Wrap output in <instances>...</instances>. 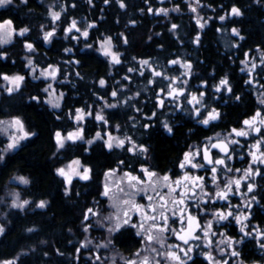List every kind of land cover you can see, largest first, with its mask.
Instances as JSON below:
<instances>
[{"label":"trees","instance_id":"trees-1","mask_svg":"<svg viewBox=\"0 0 264 264\" xmlns=\"http://www.w3.org/2000/svg\"><path fill=\"white\" fill-rule=\"evenodd\" d=\"M182 1L171 0L185 9ZM50 2H54L53 6L60 12L59 21L62 24L70 17H84L94 23L89 30L87 42L112 37L122 61L114 70H121L130 80L121 94L123 103H118L117 107L106 114L110 122L122 125L126 131L132 129L129 121L135 104L132 101V92L151 89L147 86L149 71H145L140 77L127 71L128 68L134 67L136 60L166 61L174 53L183 55L185 52L195 59L202 60L200 65L203 70L212 65L217 70L222 66L227 70L229 61H237L246 50L255 46L264 48V0H199L202 3L201 13L210 7L214 15L219 16L236 6L241 9L242 15L231 17L223 23L216 19L211 20L201 32L198 46H193L192 50L187 44L180 46L178 40H187L188 46L192 44L191 37L197 32L194 23L190 16L185 14L182 19H165L158 15L155 10L163 5L164 0H147V3L145 0H124L125 8H120L116 0H109L108 4H105L104 0H91V3L89 0H26V3L13 0L12 4L0 9V21L9 19L17 29H30L24 36H15L9 45L0 49V52L6 53V57H0V74L16 72L25 76V81L18 91L0 96V118L20 117L26 129L33 133L16 150L6 154L0 163V197L11 176H24L29 181L26 186L20 188V192L24 198L32 201L31 204L22 211H7L6 221H3L5 232L0 235V261L20 254L16 264H75L74 254L77 248H80L77 255L82 260L81 264H84L83 260H88V256L83 258V255L88 253L89 258L93 257L90 249L84 250L85 248L80 247L86 233L81 229L82 213L95 202L103 203L100 197L101 174L112 166L118 157L127 153L125 149L109 150L101 141H95L89 147L83 143L66 144L62 150L56 151L54 132L69 127L66 112L77 107L87 108L90 104L93 106L96 95L109 96L114 87H111L108 80L109 69L106 60L93 49L81 48V44L74 45L61 30L55 33L49 44L44 43L41 25L52 21L47 9ZM149 7L153 9L152 13L147 11ZM132 20L135 24L129 23ZM170 21L180 26L176 30V38L169 30ZM222 28H236L244 37L243 40H238L233 51L222 50L219 39V31ZM121 33L127 38V44L123 42ZM25 40L34 45L33 61L37 64L42 61L45 64L60 62L59 66L63 68L64 61L71 58L79 61L75 66L79 75H69L66 82L57 84L58 91L63 93L60 109L57 111L48 107L41 98L39 101L30 99L32 96L41 97L43 83L42 80L30 79L26 74L22 58L25 53ZM65 49L70 51L66 52ZM114 72L116 77V71ZM101 78L108 80L105 86L98 85L97 81ZM85 122V136L91 137L97 124L91 118H87ZM186 128L187 122L183 125L177 124L173 127L171 135H165L159 128L149 130L145 142L147 153L151 157L150 162L155 168L164 169L174 165L179 151L185 147L188 139L201 133V130H195L188 134L185 133ZM72 157H78L82 163L89 166L91 178L83 182L75 180L70 186L69 195L66 196L63 179L56 174L55 168ZM40 200L47 201L45 208L32 206ZM29 228L33 231H27ZM87 233L86 236L92 237V241L103 238L102 231L90 229ZM112 241L115 247L119 245L127 248L133 238L129 231H124L122 234H114Z\"/></svg>","mask_w":264,"mask_h":264},{"label":"flooded vegetation","instance_id":"flooded-vegetation-1","mask_svg":"<svg viewBox=\"0 0 264 264\" xmlns=\"http://www.w3.org/2000/svg\"><path fill=\"white\" fill-rule=\"evenodd\" d=\"M201 32L199 34V39H201ZM220 33L221 30L219 31V35ZM177 35L178 34L174 35V37L176 38ZM195 36L196 35L194 34L191 37L192 46H188L187 40H185L184 42L178 40V42L180 46H182L183 44L186 46L187 44V47L192 50L193 46H198V42H196ZM220 45L222 47V50L224 51H233L237 47L236 44V46L232 47L231 49H226L222 42L220 43ZM260 51L262 53H259ZM245 53L248 54V58L251 59V61H246L247 63L245 62L242 64L241 60L245 57ZM175 57H177L179 60H184L182 61L184 63L188 62L191 64L190 72L187 75H184V77L186 78V84L184 86L180 84L181 80L183 79V75L182 73L178 72V70L182 72V69L178 68L177 63H169V61L175 60ZM262 57H264V48L255 46L249 50H246L242 57L240 59H237V61H229V68L227 70H225L223 66L220 70H217L213 65L210 68L203 70L202 66L200 65L203 61L200 59H195L193 56H189V53L185 54V52L183 55L174 53L166 61H149L152 67L156 70L163 71L164 65L167 66V76L173 75V77H176L177 80L175 81V83H173L172 80L167 81L166 83L165 78H163L161 82L150 84L149 80L151 79L152 75L149 71L150 75H148L147 86L151 87V89L135 90L132 92V101L135 103L129 118L132 129L127 132L129 133V136L131 135L130 137H132L133 142L136 145L143 144L146 147L147 144L145 141L148 138L147 136L149 130L156 128H159L165 135H171L173 131L169 133L166 129H164V122H167L169 126L172 127V129L177 124L183 125L187 122L188 128H186L185 133L189 134L195 130H201V133L190 137L186 142L185 147H183L179 151L174 165H169L164 169L155 168L150 162V155L148 153H141L139 149H137L135 153L127 151V153L118 157L113 162V165L107 169L118 167L123 174L125 172H132L133 175L140 176L143 180L148 181V177L144 176L140 171L141 165H143V167L157 173L161 178L160 185L156 188V191L162 195L168 193V188L163 186L162 181V177L165 174L169 175L173 180L182 177L184 172H188L190 175L203 176L205 178L204 183L206 185L205 191L209 193H215V191H217V185H219V188L222 189L224 187V184L227 183L229 179H238L243 176V170L248 168L249 166H251L253 169L259 168L262 172H264V164H260L259 162L253 163L252 156L250 155V153H255L257 156H259L261 152H264V140H261V133H256L251 130H249L248 136H235L234 134L232 135L231 139L237 140L239 141V143L230 145V155L232 156V158L230 160H226L225 166H216V184H213L212 182L213 173L211 172V165L205 164L204 168H191L190 165L186 166L185 169L179 168V164L183 159V154L195 148H200L202 150L205 145H208V141L206 139L207 137H212L213 142H215L217 139L222 140L231 131L232 128H246V126L243 124V121L252 117L257 110L264 113V104L260 103L261 100H264V65L261 64ZM253 62L257 65L255 70H251V64ZM120 64H117L116 66H114V68ZM107 65L108 69L110 70L108 63ZM75 66L76 63L73 62V68L75 70L74 73L76 77L77 73ZM114 68L112 74H108V80L110 81L111 87H114V85H112L111 83L112 79H114L115 77L114 71H116L117 80L124 76L121 70H114ZM241 69H244V71H241ZM135 76L140 77L142 75ZM156 77L158 78L159 76ZM224 77H227L229 81V85L232 88L231 93L223 88L220 92L215 91V85H218L219 81ZM103 79L108 81L106 78ZM99 80L97 81V83L99 82ZM245 81H251V83H245ZM169 84H172L173 87L185 88L184 95H181L175 99L168 96L167 91L170 90L168 87ZM161 89H164L165 91L162 92ZM112 91L113 90H111L109 93H111ZM199 92L205 93L202 102L207 106L208 110L216 108L220 112V118L214 121H210L208 125H204L199 122L206 115L205 109L201 108V113L203 115H201L200 117H196L193 111L195 105L188 103V98H190V95H198ZM118 93V103H123V97L121 96L123 90L121 89L120 91H118ZM137 93H139V95H136ZM98 96L99 95H96L95 98ZM236 96H239L240 99L237 100ZM159 100L164 101L162 107L158 106ZM89 108L94 109L89 106L84 109ZM114 108L115 107L107 109L106 112ZM137 109H139V111H137ZM106 112V120L109 121ZM153 113H155L154 116L152 115ZM87 118L93 119L92 116ZM87 118H85V120ZM93 120L96 122L95 119ZM110 123L113 124L115 122ZM144 124H149L150 127L144 128ZM257 126L261 127L262 133H264V126H261L259 124H257ZM217 133L220 134L219 137H217ZM257 140H261V147L259 149L253 147V145L256 144ZM116 149L121 150L122 148ZM202 155L203 153H201V156L196 157L194 162L205 163L202 159ZM210 155L213 159H215L223 156L224 154L221 153L219 149L210 148ZM120 160H123L125 163L123 165L118 164V161ZM227 169H232V171H228ZM236 169H240L241 171L237 172L235 171ZM105 170H103L101 174L102 177ZM249 182H252L256 185V188L251 193L247 192L246 188V185ZM232 187L234 191L229 193L227 201L218 198L208 200L207 197H202V194L198 189L195 190V194H190V197L185 198L189 207H186L185 209L184 223L181 224L179 221H177V223L171 225L178 230L181 227H187V213L189 211L193 216L197 217L201 225H204L208 220H212L213 228L211 232L215 233V235H211V233L209 235V238L213 242L211 248L205 247L206 240L204 239H190L189 245H184L183 241L177 239L176 236L171 232L164 233L166 241L164 248H160V245L155 243L153 247H156L161 253H164L168 250L178 251V249L176 248L177 245H179L180 247L192 246L195 248V252L192 254L193 259L195 260V264H208V261L201 254L203 251H211L213 257L216 260H227L229 264H241V262L242 264H264V249H261L258 246L256 240L253 237H244L243 243L234 245L235 249L240 252L239 257H232L230 255L232 249L227 248L225 244H219V248H225V252L223 254L218 250V242L224 240L225 237H232L234 240H238L242 237L243 234L239 230L240 225L235 222L234 218L235 214L238 212H248L251 214L249 220L245 221V223L248 224V228L246 230L251 231V229L254 227L260 230H264V176L253 175L249 177L248 180H242L239 192L235 191L234 184ZM180 191L181 189H177V193H179ZM147 194L155 196V193L151 188L147 189ZM253 195H255L256 201H250V197ZM144 197L145 193L140 192L136 195L135 201L140 204L146 205L149 203V201ZM205 201H207V203H205ZM245 202H250L251 207H245ZM229 203L233 206L231 209L226 208ZM172 208L173 206L169 205L170 211L168 212V215L170 216V219H176L175 217H171ZM216 209L232 210L234 215L233 217H229V219L226 221H220L219 223H217L213 219V213ZM177 215L179 216V213H177ZM134 217L137 220L140 219L137 213L134 214ZM147 226L148 225L146 224L145 227ZM136 230L137 229L128 230L133 238V242H131L127 248H122L119 245L116 247L117 250L123 255L121 264H126L129 259L135 260L137 264H139V260L143 256H148L153 264L155 260H161V264H171V262H166L163 256H157L156 253L151 252L150 248L146 250V247H143V243H141L143 236L137 235ZM220 233H224L225 235L221 236ZM195 235L203 237V232L201 231V229L197 228L195 230ZM169 245L172 246L171 249H169ZM197 245L199 247H197ZM137 253H139V256L136 255ZM77 259L78 261L75 264H81V258L78 257ZM188 264H191V261H189Z\"/></svg>","mask_w":264,"mask_h":264},{"label":"snow or ice","instance_id":"snow-or-ice-1","mask_svg":"<svg viewBox=\"0 0 264 264\" xmlns=\"http://www.w3.org/2000/svg\"><path fill=\"white\" fill-rule=\"evenodd\" d=\"M13 0H0V6L10 5L12 4ZM22 3H26V0H21ZM116 2L119 4L120 8H125L126 4L124 0H116ZM196 4H199V0H195ZM89 3H91V0H89ZM105 4L109 3V0H104ZM145 3H147V0H145ZM191 10L193 12L196 11L195 7H192V5H189ZM178 10V8L174 9ZM143 11V9H141ZM149 13L153 12V9L149 7L147 9ZM157 13H163L165 15L168 14V9L166 8H159L155 10ZM50 15L52 17V21L55 22L60 19V12L52 11L50 12ZM228 15H234V16H240L242 15L241 9L232 6L230 13ZM226 16L222 15L219 17V20L224 21ZM131 24H135V21H129ZM197 25L200 28L204 27V24L207 23V21L201 22L200 19H197L196 21ZM94 24H88L87 27L83 30L77 27V22L75 20L71 21V24L69 27L65 28V33H71L73 29H75L77 32H79L85 39L88 38L89 32L88 28L93 27ZM7 27V30L5 31ZM43 25H41V28L43 29ZM172 29H176L178 26L176 24H172ZM30 29L28 27H24L19 30V35L24 36L26 33H28ZM219 31V29H218ZM232 33L235 36H238L241 40L244 39L243 36L240 35V32L233 28ZM16 32V29L12 27V21L11 20H5L3 23H0V44L6 43L7 38H11L13 33ZM55 35V28H53L51 31H45L43 33V40L45 42H48L50 38H52ZM121 37H123V33L120 34ZM73 39H79L78 37H72ZM151 39V37H149ZM123 42L125 44L128 43L127 38L123 37ZM196 42H199V35H197ZM25 48L28 51L34 50V45L32 43L27 42L25 40L24 44ZM86 47L92 48L93 46L90 44H87ZM101 51L105 56L110 57V60L114 64H120V54L113 51V45H112V37L108 36L105 37L103 40L100 41V48L98 49ZM65 51H70V49H65ZM248 54L245 53V56ZM0 57H6V53L0 52ZM135 59V57L133 58ZM76 63H79V61H76ZM140 63L142 65H149V61L147 59L141 60ZM170 64H176L178 63V60H171L169 61ZM241 63H245V61H241ZM261 64L264 65V57L261 58ZM26 67L31 66V71L35 72V66H33V60L31 58H27V64ZM184 67L191 69V64L188 62H185ZM257 67L256 63L251 64V70H255ZM59 69L57 67H54L53 65H48L46 69H43L40 72V76L52 79H55L57 76ZM129 72L134 71L133 68L128 69ZM241 71H244V69H241ZM143 74V73H141ZM79 75V73H77ZM153 75L155 76H162L163 74L158 71H153ZM184 75V74H182ZM0 78H2L5 81L9 82V86L6 88V91L11 94L13 91H18L21 88L22 83L25 81L24 75L14 74V75H7V74H0ZM39 78V77H34ZM125 79H129V77H125ZM175 83L177 80L176 77H170L168 78ZM152 80H149V83H152ZM106 83V81L102 78L99 80V84L103 86ZM186 83V81H184ZM206 83V82H204ZM245 83H251V81H245ZM169 91H167V95L170 97H173L174 99L184 95L185 88L183 87H173L172 84H169ZM226 89L229 93L232 92V88L229 85V81L227 77L222 78L219 81L218 85H215V91L220 92L221 90ZM51 90V92H50ZM44 93H49L50 95L54 93V89H52V85L49 84L44 89H42ZM161 91H165L164 89H161ZM110 95L112 97H117L118 93L116 90H113ZM136 95H139L137 93ZM205 96L204 92H199L198 95L191 94L190 98H188L189 104H194L195 107L193 109L194 114L196 117H200L203 115L201 113V108L205 109L206 115L202 120L199 122L208 125L210 121H214L220 118V112L216 108H212L211 110H208L207 106L202 102L203 97ZM63 97V93L59 94L60 99ZM31 100L39 101V96H32L30 97ZM236 99L239 100L240 97L236 96ZM52 105L54 108H59L60 104L58 102H53L51 100L47 101ZM164 101L159 100L158 106H163ZM261 104H264V100L260 101ZM105 106L108 108L116 107V104H109L105 102ZM139 111V109H137ZM87 115H91V112L86 113ZM84 111L82 109H76L75 118L78 121L83 120L84 118ZM153 116L155 113L152 114ZM264 113L257 110L252 117L249 119H245L243 121V124L246 126V128H232L231 131L224 137V139H217L215 142H213L212 137H207L208 145H205L203 149L195 148L191 151L185 152L183 154V159L181 160L179 164L180 169H185L186 166H191V168H204L205 164L211 165V172L213 173L212 176V182L213 184H216L217 181V165L225 166L226 160H230L232 156L230 155V145L238 144L239 141L231 139L232 135L235 136H248L249 130L254 131L256 133H261V140H264V133H262L261 127L257 126V124L264 126ZM59 119V117H57ZM95 119L97 121H102L104 124H107L108 121L105 119V117L97 113L95 115ZM150 119V118H149ZM7 124V127L4 129H0L3 131H7L8 128L14 129L12 133L9 134V142L7 143L6 147L0 151V161L5 159L4 153L8 152L9 150L15 149L21 140L26 139L27 137L33 135V133H30L25 130L24 123L19 117H12L10 121H0V125ZM118 127V126H117ZM144 128H149V124H144ZM164 129H166L169 133L173 131L172 127L169 126L167 122L163 123ZM107 139H104V137L101 135L100 132H96L95 137L93 139H100L104 141V146L109 149L113 150L114 148H125L126 143L131 144V147H127L126 151L135 153L137 149L141 153H147L148 149L143 145H136L130 137H125L124 139H120L119 137H113L111 133H107ZM217 137L220 136L219 133L216 134ZM56 137V145L58 149H62L65 146L66 140L75 141L78 139H83V129L78 128L76 131L68 132L66 136H62L61 132L57 131L55 133ZM261 140H257L256 144L253 145V147L259 149L261 147ZM88 144H92L93 140L90 139L87 141ZM219 149L221 153H223V156H220L218 158L213 159L210 155V148ZM205 163H195L194 160L196 157L201 156ZM252 156V162L256 163L259 162L260 164H264V152H261L259 156H257L255 153H250ZM125 162L123 160L118 161V164L123 165ZM72 164L80 166V161L75 160L72 161ZM82 167V171L73 169L71 174L69 171H66L65 168H57L56 174L63 178V183L65 185L64 187V194L67 196L69 195L73 181V176H78L80 180L88 181L91 173V169L86 166H80ZM69 169H71V165L68 166ZM228 171H232V169H227ZM116 169H109L107 172H105V176L109 177L112 174H114ZM141 173H143L144 176L148 177V181L143 180L140 176L133 175L132 172H125L123 174V178L120 183H123V179L126 178L129 181L128 188L131 189V191H125L123 187H118V191L124 196L127 197V199H121L119 203H117L113 196L110 195V188L107 184L104 186L103 192L100 193V195L109 197L110 200H113V206L117 209V211L109 216H104L102 219H99L96 221V223L102 227L106 228V231L109 233V237H112L113 234L120 233L122 234L124 231H128L130 229H138L136 232L137 235H142L143 239L141 243H144L146 245V250L150 248V251L153 253H156L157 256H163L166 262H171V264H188L189 261H191V264H195V260L193 259V253L195 252V248L192 246L188 247H180L179 245L176 246L178 251L168 250L164 253H161L159 249L156 247H151L153 243L159 244L160 248L165 247V237L164 233L171 232L173 235L176 236L177 239L183 241L184 245H189V240H206V248H211L212 240L209 238V235H215V233H212L211 230L213 228V222L212 220H208L205 222L204 225H201L199 220L196 216H193L192 213L189 211L187 213V227H181L179 230L175 227H172L171 225L177 223L179 221L181 224L184 223L185 220V209L186 207H189L186 202V197H190V194H195V190H199V192L202 194V197H207L208 200H213L215 198L221 199V200H228L229 193L233 192V184L235 185V191L239 192V189L241 187V181L242 180H248L249 177L253 175H259L264 176V172H262L259 168L253 169L251 166L244 169V175L241 176L238 179H229L227 183L224 184V187L221 189L219 188V185H217V191L215 193H209L205 191V183H204V177L198 176V175H190L188 172H184L182 177H179L175 180H173L169 175L165 174L162 177L163 186L168 188L167 194H160L156 191V188L160 185L161 178L158 176L157 173L150 171L148 168L143 167L141 165L140 169ZM235 171L239 172L240 169H236ZM155 178V179H154ZM17 180H19L23 184H28L29 181L23 176L16 177ZM151 188L152 191L155 193V196L148 195L147 189ZM247 192L251 193L256 188V185L252 182L247 183L246 185ZM177 189H181L179 193H177ZM145 193V197L149 203L144 205L140 204L135 201L134 197L140 193ZM14 199L12 200L11 207L13 208H19L23 209L26 205L29 204L28 200H20L18 194L12 193L11 194ZM78 195V193H77ZM158 197V200H157ZM250 201H256L255 195L250 197ZM207 203V201H205ZM158 205V206H157ZM169 205H172L173 208L171 209V217H175L176 219H170V216L168 215V212L170 211ZM38 208H45L47 206V201L40 200L38 204L36 205ZM245 207L250 208L251 203L245 202ZM233 206L229 203L226 208L231 209ZM239 207V206H237ZM131 213H137L140 217L139 220H137ZM179 213V216L177 215ZM99 212L94 211L93 208H87L85 212L82 213V226L83 230L87 232L91 227H93L91 222L92 216H98ZM234 213L232 210H220L216 209L213 213V219L219 223L220 221H226L229 219V217H233ZM250 213L248 212H238L235 214V222L240 225V232L243 234L242 237L238 240H234L232 237H225L224 240H221L218 242V250L220 253L225 252V248H219V244H225L227 248H231L232 251L230 252V255L232 257H239L240 252L237 251L234 247V245H238L243 243L244 237H253L258 246L261 249H264V230H260L258 228H252L251 231L246 230L248 228V224L245 223V221H248L250 218ZM159 221V222H158ZM151 222V223H149ZM148 225L145 227V225ZM199 228L203 232V237L199 235H195V230ZM27 231L31 232L33 229L29 228ZM71 231V229H69ZM5 232V229L2 225H0V234H3ZM221 236H224V233H220ZM92 242L90 240H86L81 243V248L87 247L88 244H91ZM112 243V239L109 238L107 240V243L104 245H96L97 248L99 247H107L108 244ZM169 249H171L172 246H168ZM197 247H199L197 245ZM80 251V248H77V252ZM182 253V255H181ZM205 259L208 261V264H229L227 260H216L211 251H203L201 253ZM47 255V253H45ZM139 256V253L136 254ZM96 260H99L100 257H95ZM0 264H14L11 260H5L3 262H0ZM126 264H137L135 260L129 259ZM139 264H153V262L149 259L148 256H143L139 260ZM154 264H161V260H155ZM242 264V262H241Z\"/></svg>","mask_w":264,"mask_h":264},{"label":"rangeland","instance_id":"rangeland-1","mask_svg":"<svg viewBox=\"0 0 264 264\" xmlns=\"http://www.w3.org/2000/svg\"><path fill=\"white\" fill-rule=\"evenodd\" d=\"M162 1V0H160ZM182 4L185 6V9L182 8L181 5H177V4H174L173 2H171V0H164V3L163 5L159 6V8H166L168 9V14L165 15L163 13H158V15L162 16L163 18L165 19H173V17H179V19L182 18V15L185 14V15H188L190 16V20L192 21V23H194V26L196 27L197 29V34H196V38H197V35L200 34V32L202 30H204V28L210 23L211 20L213 19H216V21L218 22H221L223 23L224 21H226L227 19L231 18V17H234V15H228V13H230V11H224L221 15L219 16H216L214 15V12L213 9H211L210 7H207L206 11H202L201 13V9H202V3L199 2V4H196L195 0H183L182 1ZM54 5V2H50L47 6H48V11L52 12V11H56V6H53ZM189 5H192V7H195L196 8V11L193 12L191 10V8L189 7ZM6 6L8 5H5V6H0V9L2 8H5ZM178 8V10H174ZM57 12V11H56ZM226 16L225 20L224 21H221L219 20V17L220 16ZM176 19V18H175ZM197 19H200L201 22H204V21H207V23L204 24V27L203 28H200L196 21ZM6 20H9V19H6ZM72 20H75L77 22V27L80 28L81 30L85 29L87 27L88 24H94L93 22L85 19L84 17H77V18H74V17H70L69 20L66 22V23H60L59 20L53 22V21H50V22H47V24L44 25L43 29L41 28V33L43 35V33L45 31H51L53 28H55V33H57L58 31L61 30V32L64 34V36H68L72 41H73V44L74 45H78V44H81V48H88L86 47L87 44H90L92 45L93 47L91 49H93L98 55H100V57L104 58L107 63L109 64V75L112 74L113 72V68L114 66H116L117 64H114L111 62L110 60V57H107L105 56L101 51H99L98 49L100 48V41L103 40L105 37H102V38H97L96 40L94 41H88V38H84L79 32H77L75 29H73V31L71 33H65L64 29L69 27L70 24H71V21ZM5 21V20H3ZM3 21H0V23H3ZM172 24H176L178 27L176 29H172ZM12 27L14 29H16V32L13 33V35L11 36V38H7V42L6 43H3V44H0V49L6 45H9L13 39L15 38V36H19V30L22 29V28H19L17 29L14 24L12 23ZM179 24H177L176 22H171L169 24V30L174 34L176 35V30L179 28ZM24 28V27H23ZM233 28H231L230 30H228L227 28H222L221 30V33L219 35V39L220 41L222 42V44L224 45V47L226 49H231L232 47L236 46L237 44V41L240 39L238 36H235L233 33H232V30ZM7 30V27L5 29V31ZM88 32L90 30V28L87 29ZM78 37L79 39H73L72 37ZM51 39V38H50ZM44 41V40H43ZM50 40L48 42H45V44H49ZM112 45H113V51L117 52L120 54V52L118 50H116V46L115 44L113 43L112 41ZM34 53H35V48L33 51H28L26 48H25V53L23 54L22 58L24 59V63L25 65L27 64V58H31L32 60H34ZM259 53H262L261 51ZM72 60V61H71ZM121 60V59H120ZM175 60H178L179 62L177 63V66L178 68H181L182 69V72H180L178 70L179 73H182L184 75H187L189 72H190V69L184 67V60H179L177 57H175ZM141 60H136L134 62V67H132L134 69V71L132 72H129V74H136V75H143L141 73H144L145 71H150L151 73V79L154 83H157V82H161L163 80V78H165V82L167 83V81H170V77H173V75H168L167 76V66L164 65V70L161 71V70H156L152 67V65L150 64L149 62V65H142L140 63ZM181 61V62H180ZM241 61H251V59L248 58V55L245 56ZM73 62H75V58H71L69 59V61H64L62 62L64 65L63 68H61L59 66V63H50V64H45V62H40V64H37L33 61V66H35V72H32L31 71V66L29 67H26L25 65V69H26V74L28 77H30V79L32 80H42V83H43V86L41 88V101H43L48 107H50L51 109L53 110H59V108H54L52 107V105L50 103H48L47 101L51 100L53 102H58L59 104H61V98L57 100V98L59 97V94L61 92L58 91L57 89V84L59 83H63V82H66L67 81V77H69V75H71L72 77H75V73H74V68H73ZM247 63V62H246ZM48 65H53L54 67H57L59 69L58 73H57V76L55 79H52L51 77L49 78H45V77H42L40 76V72L43 70V69H46L48 67ZM129 69V68H128ZM61 70H62V73H61ZM158 71V72H161L163 75L162 76H159L158 78L153 75V71ZM67 71V72H65ZM128 71V70H127ZM3 74H7L9 76L11 75H14V74H19V75H24L22 73H3ZM177 74V73H176ZM150 75V74H149ZM183 75V79L181 80L180 84L182 86H184L186 83H184V81H186V78L184 77ZM34 77H39V78H34ZM125 77H128V76H122L121 78H119L118 80L116 79V77H114V79H112V85H114V88L113 90H116L117 93L118 91H120L121 89L124 90L125 87H126V83L130 80L129 79H125ZM106 81V80H105ZM99 83V82H98ZM150 83V84H152ZM49 84L52 85V89H54V93H52L51 95L49 93H44L42 91V89H44L46 86H48ZM107 84V81L104 85ZM23 85V83H22ZM21 85V86H22ZM100 85V84H99ZM103 85V86H104ZM9 86V82L8 81H5L3 80L2 78H0V96L2 94H9L7 91H6V88ZM101 86V85H100ZM167 87V85H166ZM15 92V91H13ZM51 92V90H50ZM119 95V93H118ZM118 96L117 97H112L110 94L109 96H98L96 97V102L95 104L92 106V104L89 105V107H92L94 109H84V108H79V109H82L85 113L84 115V118L83 120L81 121H78L76 118H75V114H76V109L78 108H75V109H71L69 111L66 112V116L68 118V121H69V127L66 129V130H56L54 132V139H55V146H56V151H60L62 149H58L57 148V145H56V137H55V133L57 131L61 132L62 136H66L68 132H73V131H76L78 128H82L83 129V139H78V140H75V141H71V140H66L65 141V145L66 144H71V145H75L77 143H83L84 146L88 147L89 145L91 144H88L87 141L92 139L93 140V143L97 140H100V139H93L95 137V134L96 132H100L101 135L104 137V139H107V133H111V135L113 137H119L120 139H124L125 137H130L129 136V133L127 131H124V129L122 128L121 125L117 124V123H113L111 124L109 121L107 124H104L102 121H97L95 119V115L97 113H100L102 114L105 119H106V115H105V112L107 109H111V108H108L105 106V102L109 103V104H118ZM92 110V112H91ZM88 112H91L92 114L91 115H87L86 113ZM93 117V119L96 120V123H97V126H96V130L92 133V136L91 137H86L85 136V133H84V129H85V118L87 117ZM12 117H17V116H7V117H3V118H0V121H5V122H8L10 121V119ZM20 118V117H19ZM21 119V118H20ZM22 120V119H21ZM23 122V121H22ZM24 123V122H23ZM25 126V124H24ZM118 126V127H117ZM7 127V124L5 125H0V129H4ZM25 130L28 131L26 129V126H25ZM13 131H15L14 129H11V128H8L7 131H3V130H0V151H2L7 143L9 142V134L12 133ZM30 132V131H28ZM31 133V132H30ZM30 137V136H29ZM27 137V138H29ZM26 138V139H27ZM131 140H132V137H130ZM26 139H23L20 141L19 145L13 149V150H9L8 152L4 153V155L10 153V152H13L14 150H16L20 144H22ZM104 143L103 140H100ZM133 141V140H132ZM132 145L131 144H128L126 143L125 145V148H122V149H125L127 147H131ZM75 160H79L78 157H72V158H69L63 162H61L56 168H55V172H56V169L57 168H65L66 171H69L70 174L72 172L73 169L75 170H79V171H82V167L80 166H86V167H89L88 165L82 163L80 160V166L78 165H75V164H72V161H75ZM3 161V160H2ZM0 161V163L2 162ZM71 165V169L68 168V166ZM111 169H116L115 173L112 174L111 176L109 177H106L105 176V172H107L109 169L105 170L104 174H103V177L101 179V192H103L104 190V186L105 184H107L110 188V195L113 196L114 200L119 203V201L121 199H127V197H124L119 191H118V187H123L125 189V191H131V189L128 188V184H129V181L126 180L125 178L123 179V183H120L122 178H123V173L121 172L120 168H111ZM20 175H14V176H11L8 180V183H7V186L3 192V194L1 195L0 197V225H2L4 228H5V225H4V222L6 221V213L7 211L9 210H24L25 208H27L30 204H31V200L29 198H24L22 195H21V192H20V188H22L23 186H26L27 184H23L21 183L19 180L16 179V177H19ZM159 176V175H158ZM24 177V176H23ZM60 177V176H59ZM26 178V177H25ZM62 178V177H61ZM27 179V178H26ZM63 179V178H62ZM155 179V178H154ZM76 181H84V180H80L78 176H73V182ZM100 192V193H101ZM12 193H15V194H18L20 200H28L29 201V204L26 205L23 209H19V208H13L11 207V203H12V200L14 199V197L11 195ZM100 197L103 199V203L100 204V203H94L91 207L89 208H93L94 211H98L99 212V215L98 216H92L91 217V222H92V225L93 227H91L90 229H95L97 232H101L102 231V236L103 238L99 241H92V237H89L86 236L88 233V231L85 233V236L83 238V241H86V240H90L92 243L91 244H88L87 247H84L86 249H90L92 252H93V257H90L89 258V255L88 253L83 255L82 257L83 258H86L85 256H88V260L85 261L83 260V263H89V264H121V261H122V258H123V255L117 250V248L114 246L113 244V241L111 244H108L107 247H99L97 248L96 245H104L107 243V240L109 238L112 239V237H109V233L106 231V228L105 227H102L100 225H98L96 223L97 220L99 219H102L104 216H109V215H112L114 214L117 209L113 206V200H110L109 197H105V196H102L100 195ZM136 198V196L134 197V199ZM39 202V201H38ZM38 202H35L33 203V207L35 208H38L36 205L38 204ZM133 216L135 213H131ZM4 221V222H3ZM81 229L83 230V226L81 227ZM89 229V230H90ZM84 231V230H83ZM138 231V229L136 230ZM85 232V231H84ZM1 235V234H0ZM81 242V243H82ZM81 243H80V247H81ZM154 246V243L151 245V247ZM92 247V248H91ZM143 247H146V245L143 243ZM23 253H26V252H23ZM78 252L77 250L75 251V254H74V259H75V263L78 261ZM20 254H17L16 256L12 257V258H9V259H5V260H11L14 262V264L17 263V260H18V257H19ZM99 256L100 259L99 260H96L95 257ZM5 260H1L0 262H3Z\"/></svg>","mask_w":264,"mask_h":264}]
</instances>
